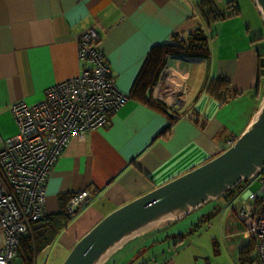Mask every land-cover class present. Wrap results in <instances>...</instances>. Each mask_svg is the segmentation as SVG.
I'll return each instance as SVG.
<instances>
[{
  "label": "crops",
  "instance_id": "0c3cea01",
  "mask_svg": "<svg viewBox=\"0 0 264 264\" xmlns=\"http://www.w3.org/2000/svg\"><path fill=\"white\" fill-rule=\"evenodd\" d=\"M198 1L0 0V139L18 131L15 104L43 103L47 88L78 75L82 62L76 37L89 27L98 34L94 45L103 53L117 89L128 96L106 124L82 137L72 136L55 156L45 184V215L51 217L50 224L61 226L49 243L56 241L61 254L114 209L221 153L260 107L264 25L258 7L253 0H243L242 6L233 0L236 9L213 0L225 17L208 24ZM196 28L208 36V57L173 54L163 67L177 84L174 110L183 114L172 115L132 98L149 51L179 42ZM212 78L228 82L224 102L207 91ZM82 191L88 194L69 217L66 206ZM228 196L210 199L165 225L141 229L104 260L128 247L136 255H147L141 264H210L221 252L218 238L224 243L221 264H242L240 252L248 242ZM209 231L212 249L207 241H198ZM250 256L255 257L254 250Z\"/></svg>",
  "mask_w": 264,
  "mask_h": 264
},
{
  "label": "built area",
  "instance_id": "2783aa9c",
  "mask_svg": "<svg viewBox=\"0 0 264 264\" xmlns=\"http://www.w3.org/2000/svg\"><path fill=\"white\" fill-rule=\"evenodd\" d=\"M97 40L93 27L76 37L80 71L47 88L45 102L13 106L18 131L0 139V264H22L15 262L20 238L45 216V184L56 154L72 136L82 137L106 124L128 99L117 89L103 53L94 45ZM166 70H162L163 76L160 74L152 93L174 110L177 84ZM235 139L228 140V147ZM249 179L258 181L260 187L256 192L247 189L242 195L245 203L233 210L256 260L264 264V166ZM87 194L82 191L71 197L66 206L69 215Z\"/></svg>",
  "mask_w": 264,
  "mask_h": 264
},
{
  "label": "water",
  "instance_id": "95a60500",
  "mask_svg": "<svg viewBox=\"0 0 264 264\" xmlns=\"http://www.w3.org/2000/svg\"><path fill=\"white\" fill-rule=\"evenodd\" d=\"M254 1L264 21V0ZM263 166L264 97L233 144L207 162L108 213L76 241L61 264H100L134 233L153 222L162 221L160 225H165L183 217L251 178Z\"/></svg>",
  "mask_w": 264,
  "mask_h": 264
},
{
  "label": "trees",
  "instance_id": "16d2710c",
  "mask_svg": "<svg viewBox=\"0 0 264 264\" xmlns=\"http://www.w3.org/2000/svg\"><path fill=\"white\" fill-rule=\"evenodd\" d=\"M226 5L231 9H236L233 0H227ZM197 6L202 18L208 24L219 22L225 17L217 9L213 0H199L197 2ZM173 37H177V33H174ZM208 40L209 39L205 31L201 28H196L192 32H189L187 36L184 39H181L179 42L172 41L162 45L154 46L147 54L142 68L132 86L131 97L151 106L154 109L161 110L172 115L183 114V112H176L175 110L169 108L163 101L155 98L152 93L153 88L156 85L161 70L163 67H165L169 56L173 54H179L184 55L188 59H205L209 54ZM228 86L229 84L226 80L221 78H212L208 82L207 91L219 98L221 102H224L229 95ZM193 110L194 109H192L191 113H194ZM240 185L241 182L237 186ZM234 188L228 189L224 193L233 198ZM64 212H66L69 217L72 216L68 214L66 209ZM49 218L51 219V217H47L45 215L40 221H37L36 225H32L31 234L26 233L21 236L17 257L19 258L20 262L18 263L35 264V258L39 248L42 245H49V243L52 242L55 234L59 232L61 226L50 224L52 219L49 220ZM196 226H198V224ZM252 250L253 247L249 242L247 246L241 250L240 260L242 264L249 263L250 261L256 259V257L253 258L250 256Z\"/></svg>",
  "mask_w": 264,
  "mask_h": 264
},
{
  "label": "rangeland",
  "instance_id": "374dc122",
  "mask_svg": "<svg viewBox=\"0 0 264 264\" xmlns=\"http://www.w3.org/2000/svg\"><path fill=\"white\" fill-rule=\"evenodd\" d=\"M217 1H219V0H217ZM221 2L226 4L227 0H223ZM236 2L239 4V6H240V4L242 6V4L244 3L243 0H237ZM253 3L255 5V1L254 0H253ZM257 11L259 12L258 8H257ZM247 13H248L247 12V6L245 5V7H244V16H247ZM259 17H261V16H259ZM260 19L262 21L261 23H263V25H264L263 18L261 17ZM201 29H203V28H201ZM263 45H264V40H263ZM259 187H260V183L258 181H253L252 182L251 179L243 180L241 182L240 186H237V187H235L233 189L234 190V197L232 198V197L228 196L227 200L233 207L240 208L242 206V204L245 203V201L242 198L243 193L247 189H250L251 191L256 192ZM175 221H178V220H175ZM178 223H176V224H178ZM239 223H240V220H239ZM161 227H164V226H161ZM204 227L205 226H201L199 228L198 232L201 231ZM31 233H32V230H31V232L29 234H31ZM209 233H211V232L209 231L205 235L203 234L198 241L201 244L204 245L205 242L207 241ZM214 233L215 232L213 231L211 235L213 236ZM185 236H186L185 237V241L187 243L189 241V238H188L187 235H185ZM245 239L248 242L247 238H245ZM217 242L220 244L221 252L218 255H215L214 257H211L210 260H208V262L210 264H221L223 259L225 258L224 252H223L224 243L223 242L221 243V241L218 238H217ZM173 243L174 242L171 241V244H173ZM207 245H208V248L212 249L213 248L212 240L210 242L207 241ZM129 249L130 248L126 247L125 249L120 250L118 253L113 254L111 256V258L109 256V258H107L106 260L102 261L100 264H138L140 261H142L143 259H145L147 257V255H145V254L141 255V256L140 255H136V251L133 253V251H128ZM151 249H153V248L147 249V250H145V251H143L141 253L142 254L143 253H147ZM66 255L64 253L61 254L59 248L57 247V242L54 241L53 244H51V245L50 244L49 245L48 244L47 245H42L39 248V250L37 251L36 258H35V260H36L35 264H61L63 262L64 258L66 257ZM15 262L16 263L20 262L19 258H17ZM141 263H139V264H141Z\"/></svg>",
  "mask_w": 264,
  "mask_h": 264
},
{
  "label": "bare ground",
  "instance_id": "6f19581e",
  "mask_svg": "<svg viewBox=\"0 0 264 264\" xmlns=\"http://www.w3.org/2000/svg\"><path fill=\"white\" fill-rule=\"evenodd\" d=\"M162 221H157V222H153V223H151V224H149V226L150 225H153V224H160ZM148 227V226H147Z\"/></svg>",
  "mask_w": 264,
  "mask_h": 264
}]
</instances>
